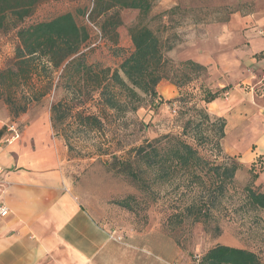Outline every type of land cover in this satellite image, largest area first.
I'll return each instance as SVG.
<instances>
[{
    "label": "rangeland",
    "instance_id": "obj_1",
    "mask_svg": "<svg viewBox=\"0 0 264 264\" xmlns=\"http://www.w3.org/2000/svg\"><path fill=\"white\" fill-rule=\"evenodd\" d=\"M92 2L43 0L23 24L71 13L89 33V41L81 49L86 61L114 70L121 57L113 54L109 42L100 41L98 27L88 20ZM119 13L122 25L117 29L118 46L125 52L132 50L128 28L145 25L160 37L164 56L174 67L186 60L200 61L206 67L204 75L181 89L162 80L154 98L138 91L141 101L137 109L115 112L101 106L98 91L90 95L87 84L69 81L67 75L61 76V71L52 72L50 81L33 73L27 82L20 79L0 86V114L8 115L7 124H16L15 119L22 114L50 115L53 132L67 150L74 193L109 225L114 238H121L119 243H150L159 257L174 264H198L197 257L221 244L255 252L264 264V211L244 206L243 187L248 180L245 171L237 173L235 183L213 211V219L205 225L193 223L182 214L194 193L173 189L174 185L151 186L152 193L143 192L130 178L110 168L113 156L132 159L133 150L144 141L168 133L179 134L188 116L179 115L177 98L184 94L198 96L199 85L211 91L229 86L220 94L222 99L230 97L231 89H242L245 97L247 93L264 95L257 90L260 87L252 89L247 81L257 64L250 59L257 62L264 58V0H157L146 18H141L136 10L123 9ZM16 45L13 31L0 32V71L13 63ZM263 84L264 81L260 86ZM8 97L13 99L11 106L6 101ZM238 102L247 107L245 99ZM24 105L25 112L12 113V108ZM88 115L101 119L100 129L82 123ZM201 152L211 151L205 147ZM255 186L264 191V169ZM127 197L132 211L115 204ZM215 226L220 229L219 234Z\"/></svg>",
    "mask_w": 264,
    "mask_h": 264
},
{
    "label": "trees",
    "instance_id": "obj_2",
    "mask_svg": "<svg viewBox=\"0 0 264 264\" xmlns=\"http://www.w3.org/2000/svg\"><path fill=\"white\" fill-rule=\"evenodd\" d=\"M42 1L0 0V32L13 31L17 39L13 63L8 69L0 71V86L12 85L20 79L27 82L33 73L41 74L50 81L52 72L61 71V76L67 75L69 81L87 84L90 95L98 91L101 106L124 112L137 109L141 101L138 91L154 98L156 87L162 80L181 89L206 72L204 65L192 60L180 62L174 67L172 61L164 56L160 37L145 25L128 28L131 51L125 52L118 46L117 29L122 25L119 12L123 9L136 10L141 18H146L157 0H93L88 20L98 27L100 41L109 42L113 54L121 57L114 70L86 61L81 49L89 41V33L76 23L71 13L24 25ZM228 88L211 91L199 85L198 96L180 95L177 98L181 109L179 115L188 116L181 132L144 141L133 150L132 159L122 160L113 156L110 168L114 173L130 178L143 192L152 193L151 186L174 185L173 189L183 188L188 193H194L182 214L193 223L205 225L213 219V211L235 183L237 173L245 171L248 180L243 187L244 206L264 211V191L255 188L259 172L264 169V158L257 157L250 166L244 167L238 157L226 155L223 150L226 120L210 114L207 109V105ZM257 90L264 92V84ZM6 101L10 106L13 104L11 97ZM25 110L24 105L12 108V113L18 115ZM83 119V124L100 129V118L88 115ZM205 147H209L211 152L202 153ZM128 199L117 200L115 204L132 211ZM214 230L219 234L217 226ZM197 261L198 264H261L255 252L221 244L208 249Z\"/></svg>",
    "mask_w": 264,
    "mask_h": 264
},
{
    "label": "crops",
    "instance_id": "obj_3",
    "mask_svg": "<svg viewBox=\"0 0 264 264\" xmlns=\"http://www.w3.org/2000/svg\"><path fill=\"white\" fill-rule=\"evenodd\" d=\"M250 60L257 63L247 79L253 89L264 81V58ZM243 94L231 89L230 97L217 98L207 109L226 119L225 154L248 167L264 158V95ZM7 118L0 114V203L8 209L0 217V264H174L150 243L113 240L109 225L80 202L50 115L17 117L20 138L12 145L4 144Z\"/></svg>",
    "mask_w": 264,
    "mask_h": 264
},
{
    "label": "built area",
    "instance_id": "obj_4",
    "mask_svg": "<svg viewBox=\"0 0 264 264\" xmlns=\"http://www.w3.org/2000/svg\"><path fill=\"white\" fill-rule=\"evenodd\" d=\"M6 137L4 139V144L6 145H11L13 142H15L17 139L20 137V133L18 128L15 126V124L10 123L7 125L6 128ZM3 173L2 168L0 167V177ZM8 215V209L4 206V204L0 203V217H6ZM111 237L115 239L116 241H120L121 238H114L112 235ZM197 260L199 259L198 257L196 258Z\"/></svg>",
    "mask_w": 264,
    "mask_h": 264
}]
</instances>
